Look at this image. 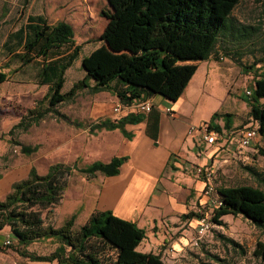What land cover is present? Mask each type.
<instances>
[{
  "label": "trees",
  "instance_id": "16d2710c",
  "mask_svg": "<svg viewBox=\"0 0 264 264\" xmlns=\"http://www.w3.org/2000/svg\"><path fill=\"white\" fill-rule=\"evenodd\" d=\"M107 7L99 10L105 24L97 36L99 44L80 58L83 76L62 92L63 73L78 56L80 45L74 43V32L69 23L57 20L49 23L41 14L26 15L25 22L11 34L21 51L13 58L16 67L5 64L0 68V83L19 66L37 64L35 81L46 84L42 96L44 107L26 109L12 128L36 122L47 112L68 120L56 109V105L71 100L75 92L87 88L94 93L100 90L113 91L122 103H130L158 94L175 101L196 69L195 61L208 59L218 40L229 26L228 15L239 0H105ZM228 29L237 33L238 28ZM68 46V51L59 59L49 60L50 54ZM41 59V63H36ZM89 80L93 83L90 85ZM117 81L122 87L111 89ZM40 102V100L38 101ZM249 117L256 124L258 134L264 137V71L254 80L248 101ZM227 117L220 126L215 120ZM230 112L215 111L206 122L209 130L220 133L232 124ZM140 116L125 115L118 123L103 119L96 128H119L122 122L137 121ZM12 131V129H11ZM23 153H30L36 145L16 142ZM124 157H112L108 162L94 161L77 168L56 162L43 174L34 167L28 176L14 182L10 191L0 200V228L7 225L15 244L13 248L21 255L41 260L55 258L70 264H168L159 253L139 252L136 245L144 232L132 221L119 218L110 211H93L75 232L72 231L74 215L59 226L44 222L43 210L53 213L63 195L65 181L73 168L85 177L100 171L113 175ZM221 204L212 211L211 220L220 225L225 214L242 215L264 237V190L248 184L218 186ZM196 216V212L183 215ZM54 221V219H53ZM54 239L57 246L47 255L30 254L26 245L40 239ZM221 239L230 245L228 237ZM253 255L264 264V239L256 242Z\"/></svg>",
  "mask_w": 264,
  "mask_h": 264
},
{
  "label": "rangeland",
  "instance_id": "374dc122",
  "mask_svg": "<svg viewBox=\"0 0 264 264\" xmlns=\"http://www.w3.org/2000/svg\"><path fill=\"white\" fill-rule=\"evenodd\" d=\"M71 5L75 6L74 17L67 12ZM105 7V0H0V68L6 70L5 64H9V67L18 65L13 57L21 48L17 46L16 38L11 33L25 22L26 15L41 14L49 23L57 21L53 20L55 18H68L74 31V41L80 45V49L78 56L64 71L61 91H67L83 75L81 56L99 44L96 38L105 24L99 10ZM84 12L91 23L88 31L83 30ZM226 25L238 28V38L237 33L228 27L219 34L208 57L212 67H208L207 59L196 64L193 74L204 78L210 96L200 100L194 116L195 120L207 116L204 120L208 121L210 117L207 110L213 106L220 112H230L232 124L229 130L238 128V142L242 129L252 128L256 131L249 144L238 146V150L234 149L235 137L220 139L223 145L222 156L226 160H219L213 175L216 188L221 185L248 184L264 190V137L258 134L256 124L248 113L254 80L264 71V0H239L230 11ZM67 51L68 46H64L50 54L49 60L59 59ZM35 61L41 63V59ZM36 66L35 63L21 65L0 83V165L11 166L13 162L20 161L23 154L15 144V141H19L27 145L38 144L37 149L27 155L28 161L37 170L44 169L49 161H60L71 166L75 159V145L69 142L60 148L50 146L56 140L61 143L75 137V125L69 124L67 130H63L53 121V115L47 113L43 117L44 121L40 119L37 124H31L26 129L17 127L12 133L8 132L12 125L26 115V109L35 104L39 108L46 105L42 96L47 85L36 83ZM87 100L85 97L83 109L87 108ZM56 109L75 116V95L71 100L58 103ZM226 118L219 117L217 122L223 124ZM59 120L56 118V121ZM203 124L200 121L193 125L200 128ZM194 132L198 133L199 130ZM45 135L52 139V142H46L48 148L42 146L45 144L42 142ZM47 152L50 153L46 156ZM84 158L76 160V167L88 164V160ZM72 173L71 178L65 181L66 202L72 201L70 193L75 187V177L79 174L76 168L72 169ZM54 209L55 207L52 211ZM50 211L41 212L44 222H52L54 226L62 224L61 217L58 221H53V213ZM221 220L222 223L206 233L201 242L194 246L190 244L181 264H261L260 259L253 255L256 242L264 239L260 230L242 215L228 214ZM80 224L82 223L74 222L72 231L75 232ZM221 236L232 239L235 245L225 243ZM56 244L54 239H40L30 243L29 249L38 254L48 253Z\"/></svg>",
  "mask_w": 264,
  "mask_h": 264
},
{
  "label": "crops",
  "instance_id": "0c3cea01",
  "mask_svg": "<svg viewBox=\"0 0 264 264\" xmlns=\"http://www.w3.org/2000/svg\"><path fill=\"white\" fill-rule=\"evenodd\" d=\"M67 12L74 17L75 6L71 5ZM83 15V30L88 31L91 23L86 19L85 12ZM53 20H64L69 23L68 18ZM207 61L208 67H212L211 60ZM199 62L200 60L194 63L198 65ZM92 83L93 81L89 80V84ZM205 83L203 77L193 74L175 101L158 94L150 95L152 108L145 114L131 111L114 114L112 107L118 98L113 91L100 90L91 93L87 88L77 90L75 116H69L67 112L57 109L66 115L68 119L66 121L52 114L53 121L63 130H67L69 124L75 125V137L61 143L56 140L50 147H64L69 142L75 145L73 162L82 157L88 160V164L94 161L108 162L112 157H124V160L118 166L117 173L113 175L94 171L92 176L85 177L79 172L78 177H75V187L70 193L72 201L66 202L64 187L62 198L53 210L54 222L60 217L64 221L70 215H74L73 224L74 222L83 224L93 211H110L114 216L130 220L143 230L144 237L135 247L137 251L159 253L163 247L171 246L176 251L175 257L166 259L171 261H164L168 264H181L196 229L195 216L183 215L196 212L204 204L203 181L194 173L193 168L198 165L209 166L215 172L219 160H226L222 156L223 145L220 139L232 136L236 141L237 138L238 128L215 132L216 138L210 143L206 142L200 133H187L189 126H194L193 124L200 121L204 124L207 122L204 120L207 116L199 120H195L194 116L200 100L210 96ZM120 87L122 86L117 81L110 84L111 89ZM83 90L86 91L82 93ZM85 97L88 99L87 108L83 109ZM166 107L170 108V112L165 111ZM214 111L220 112L213 106L207 110V115L210 117ZM125 115L140 118L137 121L122 122L119 128L94 126L103 119L113 124L118 123ZM43 117L40 118L41 121H44ZM56 118L60 120L56 121ZM215 121L222 125L217 122L218 119ZM12 126L8 132H13L15 128ZM49 141L52 142V139L45 135L42 138L45 144L42 146L48 148L46 142ZM16 142L19 141H15V144ZM34 145L37 149L38 144ZM50 152H47L46 156ZM21 153L23 157L19 162H13L11 166L0 165V200L10 191L14 182L26 178L30 168L34 167L27 159L30 153ZM23 158L25 159L22 160ZM56 162L60 161H49L44 169L37 170L35 167L34 169L37 174H43L49 165ZM85 166L81 164L77 168ZM72 174L71 171L67 178H71ZM214 178L213 175L215 184ZM5 239H9V245L3 244ZM14 244L15 238L9 227L7 225L1 227L0 264H70L58 262L55 258L39 260L21 255L13 248ZM29 244L25 249L30 254L47 255L51 252L41 254L31 252Z\"/></svg>",
  "mask_w": 264,
  "mask_h": 264
},
{
  "label": "built area",
  "instance_id": "2783aa9c",
  "mask_svg": "<svg viewBox=\"0 0 264 264\" xmlns=\"http://www.w3.org/2000/svg\"><path fill=\"white\" fill-rule=\"evenodd\" d=\"M249 93V91H247ZM152 108V104L150 98H144L138 101L130 102V103H122L117 101L113 107L112 111L114 114L119 115L121 113L135 112L139 114H145L149 112ZM166 112H170V108H165ZM199 130L203 137V139L210 143L216 138V133L214 130L207 129L206 125L203 124L202 127L197 128L195 126H189L187 129V133H191ZM237 138L234 144V149L238 150V146H246L249 144L251 138L256 135V131L252 128H245L241 131V138L238 142V129H237ZM194 173L201 178L203 181L202 195L204 196V204L202 207L197 209L195 221H196V229L194 232V236L190 240L189 244L197 245V243L201 242L204 238V235L211 231V229L216 226L212 220L211 215L212 211L221 204V198L217 192L216 186L213 182V170L208 166H194ZM3 244L9 245V239H5ZM173 247L165 246L160 251L161 260L172 259L175 255Z\"/></svg>",
  "mask_w": 264,
  "mask_h": 264
}]
</instances>
